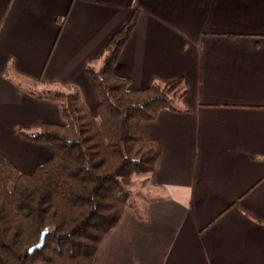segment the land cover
I'll list each match as a JSON object with an SVG mask.
<instances>
[{
  "label": "crops",
  "instance_id": "obj_1",
  "mask_svg": "<svg viewBox=\"0 0 264 264\" xmlns=\"http://www.w3.org/2000/svg\"><path fill=\"white\" fill-rule=\"evenodd\" d=\"M135 10L114 72L186 92L143 122L162 153L96 263L264 264V0H0V155L52 156L21 130L64 122L61 101L33 90L78 87L97 111L87 67Z\"/></svg>",
  "mask_w": 264,
  "mask_h": 264
},
{
  "label": "trees",
  "instance_id": "obj_2",
  "mask_svg": "<svg viewBox=\"0 0 264 264\" xmlns=\"http://www.w3.org/2000/svg\"><path fill=\"white\" fill-rule=\"evenodd\" d=\"M137 14L111 36L103 64L87 67L99 95L97 111L78 87L32 91L59 99L65 121L21 130L53 147L32 171L0 155V264H97L102 239L135 205L136 176L149 174L162 153L160 139L147 137L142 124L163 108H176L186 92L182 76L136 89L114 72ZM44 233L43 245L31 251Z\"/></svg>",
  "mask_w": 264,
  "mask_h": 264
},
{
  "label": "water",
  "instance_id": "obj_3",
  "mask_svg": "<svg viewBox=\"0 0 264 264\" xmlns=\"http://www.w3.org/2000/svg\"><path fill=\"white\" fill-rule=\"evenodd\" d=\"M44 240H45V233L43 234L40 242H38L37 244H35L32 248H31V251H34L35 249L41 247L44 243Z\"/></svg>",
  "mask_w": 264,
  "mask_h": 264
}]
</instances>
